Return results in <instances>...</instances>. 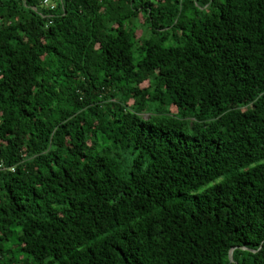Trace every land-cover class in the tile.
Listing matches in <instances>:
<instances>
[{
	"label": "trees",
	"instance_id": "obj_1",
	"mask_svg": "<svg viewBox=\"0 0 264 264\" xmlns=\"http://www.w3.org/2000/svg\"><path fill=\"white\" fill-rule=\"evenodd\" d=\"M213 1L0 0V264H264V0Z\"/></svg>",
	"mask_w": 264,
	"mask_h": 264
},
{
	"label": "built area",
	"instance_id": "obj_2",
	"mask_svg": "<svg viewBox=\"0 0 264 264\" xmlns=\"http://www.w3.org/2000/svg\"><path fill=\"white\" fill-rule=\"evenodd\" d=\"M42 5L45 7L54 8L55 0H41Z\"/></svg>",
	"mask_w": 264,
	"mask_h": 264
},
{
	"label": "rangeland",
	"instance_id": "obj_3",
	"mask_svg": "<svg viewBox=\"0 0 264 264\" xmlns=\"http://www.w3.org/2000/svg\"><path fill=\"white\" fill-rule=\"evenodd\" d=\"M214 3H218V0H214L213 1ZM140 17H141V15H140ZM143 17H141V21H142V23H143ZM137 32H138V35H141L142 34V32H143V27H140L138 30H137Z\"/></svg>",
	"mask_w": 264,
	"mask_h": 264
},
{
	"label": "water",
	"instance_id": "obj_4",
	"mask_svg": "<svg viewBox=\"0 0 264 264\" xmlns=\"http://www.w3.org/2000/svg\"><path fill=\"white\" fill-rule=\"evenodd\" d=\"M242 248H245V247H242ZM229 258H230V263L234 261L232 250H230Z\"/></svg>",
	"mask_w": 264,
	"mask_h": 264
}]
</instances>
